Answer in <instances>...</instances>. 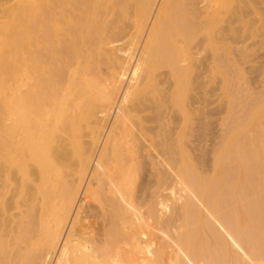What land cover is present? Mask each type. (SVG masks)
Segmentation results:
<instances>
[{"label": "bare ground", "instance_id": "1", "mask_svg": "<svg viewBox=\"0 0 264 264\" xmlns=\"http://www.w3.org/2000/svg\"><path fill=\"white\" fill-rule=\"evenodd\" d=\"M259 1L0 0V264H264V78L245 103L250 90L240 63L249 54L226 42L264 25ZM197 37L211 54L204 79H219L226 101L208 173L185 148L190 117L202 126L215 111L191 107L212 94L209 86L201 99L191 97L207 86L194 89ZM121 39L126 46L116 45ZM146 102L153 110L146 117L156 113L160 121L157 146L174 178L150 158L165 175L151 192L159 201L151 194L154 204L142 213L149 229L167 233L163 239L173 230L174 248L161 237L156 244L157 233L143 228L136 211L138 158L141 151L150 157L157 137L140 115ZM167 110L180 116L171 134L163 132L175 122L172 114L161 117ZM89 175L93 184H84ZM82 192L84 202L108 207L100 240L83 223Z\"/></svg>", "mask_w": 264, "mask_h": 264}, {"label": "rangeland", "instance_id": "2", "mask_svg": "<svg viewBox=\"0 0 264 264\" xmlns=\"http://www.w3.org/2000/svg\"><path fill=\"white\" fill-rule=\"evenodd\" d=\"M256 2H257V5L259 6V4H260V1L258 0H255ZM261 5H262V3H261ZM261 5H260V7H261ZM200 7L201 6H203V4H201V5H199ZM260 22H257L256 23V26L257 27H259L258 28V30H257V33L256 34H249L250 35V37H249V35H248V33H246V32H243V30L241 29L240 30V33L239 32H236V34H237V36H235L236 34H229V35H227L226 37H228L229 38V40H228V38H227V43H229L232 47H234V48H239V47H241L240 49L241 50H244V52H247V55L249 54V56L246 58V60H244V61H242V63H240V68H241V70H242V72H244L243 73V75H245V78H244V80H245V82H247V83H243V85L242 86H244L245 88L246 87H249V90L250 91H248V95H247V98H246V101H245V103H249V101H247L248 100V98H249V100H253L254 98L253 97H256V95L255 94H257L258 95V93L262 90V78H264V46H262V44H264V39H262V38H264V37H262V36H264V35H262V34H264V27H262V26H264V25H262V24H259ZM259 25H262V26H259ZM260 27H262V28H260ZM130 28V29H129ZM132 27H131V25H129V27L127 28V31H126V33H125V37L127 38V37H130L129 35H131L132 33H133V31H131L132 29H131ZM129 31H130V33H129ZM126 34H129V35H127L126 36ZM259 34H261V37H260V35ZM240 36H242V37H240ZM124 37V38H125ZM240 37V39H237V38H239ZM246 38L247 39V41H246V39L245 40H243V38ZM200 38L201 37H197V38H195L194 39V41H193V46H195L194 48H193V52H195L196 50H197V56L195 57V58H198V60H199V62H200V64H198V67L196 68V69H194V71H193V76H192V79H193V81H195V85L194 86H196L197 87V85H199L200 84V82L201 83H206V85L207 86H205V88H203L202 90H200L201 89V86L202 87H204L203 86V84L200 86L199 85V87H200V89H198V87L197 88H194V89H198V91H199V93L201 92L202 93V91L203 90H205V92L203 91V93H206L207 91H211L212 92V94H207V95H209V97L206 95V96H204L203 98H202V100H200V101H203V100H205L206 102L205 103H203V102H200V103H193V105H191V107H194V108H192V109H198V110H202L203 112L204 111H207V112H205V114L206 113H208V112H213L214 110V116H213V114L211 115V116H209V117H207L206 118V120L208 119L209 121H210V123H209V127L207 126L208 125V120L207 121H205V122H207V124L204 122L203 124H202V126H201V122L199 123V121H195V120H197V117H194V116H192V117H190V118H192L193 119V121H191V122H193L192 123V125H193V129H192V131L188 134L189 135V137L187 136V140H189V141H187V140H185L186 142H185V148H187L186 150H187V152L188 153H190L191 154V158L193 159L194 158V160H198V158L199 159H201L202 160V167H201V170L203 169L204 171H206L207 173L208 172H210V169H211V164H212V151H213V149H215L216 148V144H218L219 143V140H220V137H221V135L223 134V127L221 126V121H222V119L225 117V108L224 107H226L225 105H226V101L224 100V98L220 95V80L219 79H216L215 81H217V83L216 82H209L208 84H207V81L208 80H206V79H208L206 76H208L209 74H206L205 72H207L208 73V70L210 69L209 67H210V63H211V54L209 53V51H207V50H203L202 48H204V45H203V43H200ZM259 38V39H258ZM129 39V38H128ZM230 39H232V41L230 42ZM237 39V40H236ZM242 40H243V42H242ZM237 41L240 43H237ZM122 42V43H121ZM126 42H127V40H126ZM260 42H262V43H260ZM119 43L121 44V45H123V46H126V44H125V39H121L120 40V42L118 41L117 42V44L116 45H119ZM128 43V42H127ZM234 43V44H233ZM254 43H255V45H254ZM257 43H258V45H257ZM237 46H236V45ZM250 44V45H249ZM248 45V46H247ZM140 46V45H139ZM139 46H135V47H133L132 46V51H133V53H134V55H135V53L136 52H134L135 50L137 51V50H139ZM257 46H258V48H257ZM260 46V47H259ZM247 47V48H246ZM262 47V48H261ZM250 48V49H249ZM258 50V51H257ZM259 50H260V52H259ZM257 51V52H256ZM200 52V53H199ZM251 53V54H250ZM252 55V56H251ZM250 57V58H249ZM251 59V60H250ZM258 59V60H257ZM205 60V61H204ZM256 63H255V62ZM132 62V61H131ZM202 62V63H201ZM261 64H260V63ZM209 63V64H208ZM251 63V64H250ZM197 64V63H196ZM203 64H204V66H205V68H204V66H203ZM243 64H245V65H243ZM257 66H256V65ZM258 64H259V66H258ZM253 65V66H252ZM209 66V67H208ZM250 66V67H249ZM200 67V68H199ZM253 67V68H252ZM257 67H258V69H257ZM103 68V70L105 71V69H104V67H102ZM203 68V69H202ZM260 68V69H259ZM199 69H201V73H199L200 71H198ZM249 69L251 70V71H249ZM244 70V71H243ZM246 70H248V71H246ZM202 71H204V72H202ZM254 71V72H253ZM164 72H166V71H162V73H164ZM246 72H247V74H246ZM250 72V73H249ZM200 74V75H199ZM203 74H206V79H204L205 77L203 76ZM202 75V77H201V79L199 78L200 76ZM161 76H164V75H161ZM167 76V75H166ZM166 76H164V78L163 77H160V79H159V81H162L161 80V78H163V79H166L165 77ZM197 76H198V81L196 80L197 79ZM210 76V75H209ZM250 78H249V77ZM256 76V77H255ZM257 76H258V79H257ZM252 78V79H251ZM256 78V79H255ZM251 79V80H250ZM254 79V80H253ZM167 80H168V82H169V79L167 78ZM200 80V81H199ZM202 80H206V82L205 81H203L202 82ZM260 80V81H259ZM163 81H165V80H163ZM243 81V80H242ZM250 81V82H249ZM255 81V82H254ZM197 82H199L198 84H197ZM218 82H219V84H218ZM166 84V86H167V83L166 82H162V84L160 83V86L161 87H163V84ZM214 84V85H213ZM217 84V85H216ZM205 85V84H204ZM216 85V86H215ZM246 85V86H245ZM209 86H210V89H208L207 90V88H209ZM219 86V87H218ZM253 86V87H252ZM165 87V86H164ZM214 88V89H213ZM219 88V89H218ZM252 88H253V90H252ZM194 89H193V91H191V94H193L195 91H194ZM246 89H248V88H246ZM260 89V91L258 92V90ZM207 90V91H206ZM198 91H197V93L195 92L191 97H194L193 99H195V100H193V101H196V99H198V97H199V99H201V93L200 94H198ZM256 91V92H255ZM214 93H216V94H214ZM254 93V94H253ZM195 94H197V95H195ZM213 94H214V96H213ZM196 96V97H195ZM203 96V95H202ZM217 96H218V100H217ZM205 97H208L207 99L205 98ZM205 98V99H204ZM210 98V99H209ZM192 99V98H191ZM221 100V101H220ZM251 100V101H252ZM218 101H220V102H218ZM250 101V102H251ZM147 103V106H148V108H145L144 110H143V112H145V113H141L140 115L141 116H143L144 114V116L146 117V116H148V117H150L149 115V113H151L153 110H151L150 108H149V106L151 107V105H149V103L148 102H146ZM211 103V104H210ZM225 103V104H224ZM195 104V105H194ZM196 104H197V106H196ZM201 104H202V106H201ZM205 104H207V107H206V105H205V107H204V105ZM210 105V106H209ZM220 105H222V106H220ZM222 107V108H221ZM224 109V110H223ZM151 110V111H150ZM237 110H240V109H237ZM168 111V110H167ZM166 111V113L165 112H163V114H162V116L161 117H163L164 116V114H168V116H170L172 113V111H168L167 112ZM224 111V112H223ZM156 112V111H155ZM170 112V113H169ZM173 113H175V112H173ZM216 113H217V115H216ZM143 114V115H142ZM152 115H153V112L151 113ZM170 114V115H169ZM151 115V116H152ZM156 113H154V116H152V120H153V118H154V121H152L151 119V121L149 120V118L148 117H146V122L148 121V123L145 125V126H148L149 128V130L151 129V132L153 133V131L155 132V133H153L152 135H155V136H157V137H155V138H153V144H154V147H152L149 151H150V153H151V155H150V153H149V155H150V157H147L146 156V153H143L142 151L140 152V158H138V163H139V165L141 166L143 163L145 164V166H139V168H138V171H137V176H136V180H137V190H135V193L137 194L136 196H137V201H139V202H136L137 203V207L138 208H140L139 210H137L136 209V211H137V213H138V211L141 213H139L138 215H140L141 217V220L139 219V216H138V219L140 220V223H142V225H144L145 224V220H147L146 219V215H143L144 213H142V212H144L146 209H148V207L147 206H149V205H152V204H154V202H157V201H159V199L160 198H158L157 196H154L155 195V193L154 194H152L151 192H153L155 189H156V191H157V184H158V180H159V178H161V176H162V174L163 175H165V173H166V175L167 174H171L172 175V173H171V171L173 170H171L169 167V165L166 163V161H164V162H162L163 160H165V157L164 156H161L162 154H161V151H160V149H159V147L157 146V144L159 143V141H160V139H159V134L157 135V133H158V131H161L160 130V127H158V123H160V121H158L157 120V122H155V120L158 118H156ZM173 116L172 117H175V119L173 120V124L172 123H170L171 125H169V128H166V129H164L163 130V132L164 133H170L169 132V130L170 131H172L171 129H174L173 131L174 132H176V131H178L177 129H175V125H176V127L178 126L177 124H179V121L178 120H180V116H179V114H177V113H175V114H172ZM112 116H113V114H112ZM112 116H110L109 115V118H108V120L105 122V127H104V134H103V136H105V133H106V131H107V128H106V126H108L109 125V122H110V120H111V117ZM168 116H166V117H164L163 119H168V118H170V117H168ZM177 116V117H176ZM178 116H179V118H178ZM195 118V120H194V118ZM178 118V119H177ZM177 121V122H176ZM204 121V120H203ZM215 122V123H214ZM199 123V124H198ZM155 127H154V126ZM173 125V126H172ZM194 125H195V129H194ZM159 126H160V124H159ZM206 127V130L204 131V129H205V127ZM174 127V128H173ZM210 127H211V129H210ZM106 128V129H105ZM171 128V129H170ZM203 128V129H202ZM211 130V131H210ZM171 132V133H174V132ZM201 131V132H200ZM222 131V132H221ZM160 133V132H159ZM170 133V134H171ZM206 133L208 134V135H206ZM141 136V142H144V143H146V145H148L149 144V140H148V138H147V136L146 135H144V137H142L143 135H140ZM146 137V138H145ZM102 138H104V137H102ZM146 140V141H144V139ZM161 138V137H160ZM143 139V140H142ZM101 142H102V139H101ZM218 142V143H217ZM143 143V144H144ZM196 147V148H195ZM199 149H198V148ZM193 150V151H192ZM148 151V152H149ZM158 151V152H157ZM204 151V152H203ZM205 151H206V153H205ZM211 151V152H210ZM153 152V153H152ZM202 152V153H201ZM155 153V154H154ZM144 154V155H143ZM189 154V155H190ZM205 154V155H204ZM159 155H160V157L161 158H159ZM154 157L155 158V160H157V162H158V160L160 161V163H157L160 167L161 166H163V165H160V164H164V167H162V168H166V169H163L162 170V168H160V167H158L157 166V168L156 169H154V168H152L151 167V164L149 163V161H150V158L151 157ZM193 156V157H192ZM151 158V159H154V158ZM147 158H149V159H147ZM162 158H164V159H162ZM154 160V161H155ZM162 160V161H161ZM156 162V161H155ZM169 166H167V165ZM165 166H167V167H165ZM143 167H144V170H143ZM148 167V168H147ZM151 170H150V169ZM94 169V165L92 164V166L90 167V170L92 171ZM139 169H142V171L140 170V172H139ZM149 170V171H148ZM158 170H159V172H158ZM163 172H165V173H161L162 171ZM165 170V171H164ZM166 170H167V172H166ZM171 170V171H170ZM169 171V172H168ZM152 172V173H151ZM153 172H154V174H153ZM156 172H158V173H160V174H158V176H156ZM140 173H142L141 174V176H140ZM173 173H174V171H173ZM170 175V177H172V178H174V175H172L171 176ZM153 176H155V177H153ZM140 177V178H139ZM139 178V179H138ZM92 179V180H91ZM88 180V181H87ZM94 181V179L89 175L87 178H86V183L84 182V184H91L92 182ZM153 183V184H152ZM156 183V184H155ZM93 184V183H92ZM144 184V185H143ZM142 185V186H141ZM84 187V186H83ZM93 187H95V186H93ZM135 187V188H136ZM146 187V188H145ZM134 188V189H135ZM149 188V189H148ZM153 188H154V190H153ZM139 191H140V193H139ZM156 191H154V192H156ZM105 193V194H104ZM143 193V194H142ZM149 193V194H148ZM165 193H166V196H168L169 195V193H167V190H166V192L164 191V192H162L161 193V196L162 197H165ZM107 194V195H106ZM142 194V195H141ZM148 194V195H147ZM154 196V199H155V197L157 198V201H156V199L154 200L153 199V197H152V195ZM103 195H104V197H103V199L105 198H108L107 196H109V194L106 192V191H103ZM106 195V196H105ZM141 195V196H140ZM144 195H146V196H144ZM81 196V197H80ZM80 196H79V200H78V203L79 204H77V206L79 205V208H81L82 206V208H81V214H82V216L84 217V225L86 226V227H88V229L89 230H91V232L95 235V236H93L94 238H95V240H96V238H97V240H100V239H102V237H101V235L103 236V233H104V231L108 228V225H109V220H106V219H108V214H107V209H108V207L106 206V204L105 203H103V206H105L104 208H103V206L101 205L102 203H98V202H96V201H93V200H90V199H88L87 200V202L85 201L84 202V200H83V192L80 194ZM144 196V197H143ZM149 196V197H148ZM142 197V198H141ZM139 199V200H138ZM145 199V200H144ZM153 199V201H151ZM144 200V201H143ZM148 201H150L151 202V204H150V202H148ZM91 202V203H90ZM93 202V203H92ZM95 202V203H94ZM145 202V203H144ZM147 202L149 203V205L147 204ZM82 203H84V204H82ZM89 203V205H87V204ZM97 203H98V205H97ZM144 203V204H143ZM180 203V202H179ZM179 203H177V204H179ZM86 204V205H85ZM140 204V205H139ZM147 205V206H146ZM86 206H93V208H96L95 210L92 208V207H87L86 208ZM100 206V207H99ZM102 206V207H101ZM142 206V207H141ZM146 207V209H145V207ZM144 207V208H143ZM143 209H145V210H143ZM97 210V211H96ZM106 210V211H105ZM89 211H91V212H93V213H91V212H89ZM84 212H86L84 215H83V213ZM87 212L89 213V215L87 216L86 214H87ZM101 212V213H100ZM109 212V211H108ZM145 213H147V211L145 212ZM91 215V216H90ZM106 217V218H104V216ZM165 215V217H169L170 216V214L169 213H167V214H164ZM86 216H87V218H89L88 220H87V218H86ZM100 217L101 219H102V221L100 220V218H98V217ZM79 217V216H78ZM91 217V218H90ZM95 217H96V219H95ZM164 216H163V218H165ZM79 219H80V217H79ZM78 219V220H79ZM92 219V220H91ZM87 220V221H86ZM148 221V220H147ZM86 222V223H85ZM144 222V223H143ZM100 225H99V224ZM104 224V225H102V224ZM146 223H148L149 224V221L148 222H146ZM88 225V226H87ZM146 225V224H145ZM94 226V227H93ZM147 225L146 226H144L143 228L144 229H146V230H151V229H149V228H151V225H149V227H147ZM104 228V229H103ZM152 229H154L153 228V226H152ZM97 232H95V231ZM155 230V231H154ZM153 231L151 230L150 232H153L152 234L154 235V232H155V236L157 237L156 238V240L159 238V239H161L162 241H160V242H162V243H160L158 240H157V242H156V244H163V243H171L170 245L174 248L175 246H173L172 245V243H173V239L171 238L172 236H171V234L173 235V233H171V232H173V230H171V232L169 231V233H168V236L167 237H164V238H166V239H168L169 238V235H170V238L172 239L171 241H169V239H168V242L167 241H165L166 239H163V235L164 236H166L167 235V233H166V235H165V233H159L158 234V230H156V228L154 229ZM157 235H159V236H157ZM161 237V238H160ZM96 240V241H97ZM164 240V241H163ZM169 243H168V245H169ZM171 246H170V248H171ZM172 248V249H173ZM235 248V247H234ZM245 258V261H246V259H248V257L247 256H245L244 257ZM250 261V259H248V263H250V264H252L251 262H249ZM247 262V261H246ZM247 263V264H248Z\"/></svg>", "mask_w": 264, "mask_h": 264}]
</instances>
